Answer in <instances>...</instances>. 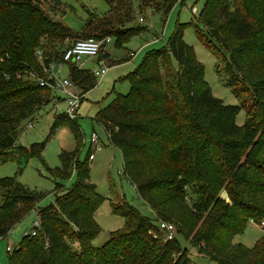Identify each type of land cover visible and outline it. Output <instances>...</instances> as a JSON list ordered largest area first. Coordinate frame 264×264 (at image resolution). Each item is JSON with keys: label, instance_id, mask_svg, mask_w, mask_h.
<instances>
[{"label": "trees", "instance_id": "1", "mask_svg": "<svg viewBox=\"0 0 264 264\" xmlns=\"http://www.w3.org/2000/svg\"><path fill=\"white\" fill-rule=\"evenodd\" d=\"M46 1L0 0V163L17 157L20 170L23 158L40 155L45 148V142L29 148L18 144L23 122L52 102L51 89L41 86L36 77L45 78L50 64L61 59L67 47L64 40L80 39L45 12L41 4ZM105 1L111 10L117 9V3L128 6L122 30H101L98 37L114 34L119 44L122 37L145 29L133 24L145 6L167 16L179 0L137 1L140 10L135 0L128 5ZM201 19L206 33L195 22L177 24L167 47L146 55L128 76L129 92L117 93L96 120L105 127L111 144L122 151L124 174L157 220L174 223L177 235L186 239L202 221L194 246L203 243L205 255L216 264H264V236L252 247L233 243L248 221L263 225L264 128L252 124L248 113L243 125L236 123L240 111L249 110L246 104H226L213 96L204 66L184 39L187 26H195L217 57L226 52V71L249 84L247 92L264 118V77L249 78L251 71L261 74L264 69V0H207ZM91 23L85 22V29ZM173 60L178 62L177 71ZM70 75L85 93L97 85L93 75L95 80L88 81L89 70L71 65ZM232 92L238 95L235 88ZM61 125L71 128L77 147L60 154L57 173L65 178L74 169L78 182L57 196L56 203L39 210L40 229L35 236L25 234L18 247L8 251L9 264H146L155 255L150 249L159 242L150 231L161 232L127 200L115 205L114 211L126 218L131 230L113 232L103 245H93L101 232L94 216L105 197L89 180L90 151L84 161L78 159L83 137L77 120L55 114L50 136ZM223 180L231 186L230 203L219 195ZM61 187L57 183L55 191ZM0 196L1 241L45 194L8 177L0 180ZM209 209L216 215L205 217ZM177 235L167 240L153 264H198L181 250Z\"/></svg>", "mask_w": 264, "mask_h": 264}, {"label": "rangeland", "instance_id": "2", "mask_svg": "<svg viewBox=\"0 0 264 264\" xmlns=\"http://www.w3.org/2000/svg\"><path fill=\"white\" fill-rule=\"evenodd\" d=\"M131 1L133 0H120L119 2L127 4ZM137 1L141 0H135V8L138 7L140 10ZM206 2L207 0H179L167 16L162 12H154L153 8L147 5L144 10L141 9V13H138L133 22L134 25L144 26V30L132 34L130 38L122 37L119 44H116L114 34L108 35L112 37V42L107 46V59L108 65L112 66L103 78L97 79V85L86 93L78 110L77 118V124L81 127L83 137L78 152L80 162L84 161L89 151H91L90 139L92 133L95 131L100 137L99 145H101V149H94L95 159L89 161V180L97 186V191L105 197L104 202L97 209L94 216L101 227V232L92 242L94 246L103 245L109 240L113 232L122 233L131 230L126 218L114 211L115 205H119L125 200L154 224L157 225L159 221L163 220L156 219L153 209L143 198L139 197L137 189L124 174L122 151L111 144L105 127L96 120V116L113 101L117 93L127 94L129 92L130 80L128 76L138 67L148 53L155 49L167 47L177 24L195 22L196 26L206 33L203 25L204 19H201ZM41 6L53 20L70 28L77 38L100 37L101 30H113L114 33H119V30L123 28L122 26H125V24H121L124 23L122 21L125 17L124 9L128 8V6H120L117 3V5L114 4L117 9L111 10L105 0H49L42 2ZM234 7L235 2L232 4V8ZM140 18H143V20L141 21ZM85 22H92L87 29H85ZM184 39L194 48L197 59L204 66L205 80L210 85L213 96L222 99L226 104H239L241 102L246 104L249 110L242 109L236 118V123L243 125L248 113L252 118V124L260 129L264 128V118L260 105L247 92L249 84L243 79H237L235 75L228 73L225 69L228 54L222 51L217 54V57L216 52L203 43L195 26H187ZM63 43L68 46L71 40L67 41L66 39ZM210 44L216 47L214 41ZM131 52H136V55L131 57ZM95 61L96 59L87 60L85 68H96ZM173 64L177 71L178 62L173 60ZM45 73H48L47 70H45ZM55 74L61 78L70 77V68L64 65L61 70L57 69ZM83 75L85 73H82ZM258 77H264V69L261 74L255 73V71L249 73L251 81ZM92 79L95 80L92 75L88 76V81ZM229 81L234 82L232 88L228 86ZM234 88L238 91V95L232 92ZM49 93L52 102L37 112L34 118L23 122L18 137V144L27 148L35 142H45L42 153L28 159L23 158L21 160V170L18 164L20 159L17 157L0 163V180L14 177L26 187L45 194V197L36 204L35 208L0 241V264H9L7 247L11 246L12 249H15L22 241L23 236L32 232L34 222L39 219V210L56 203L57 196L68 189L74 188L78 182V173L74 169L65 178H61L57 173V168L62 164L60 154L63 151L71 152L76 149L77 142L68 125L59 126L54 135L50 136L49 131L55 114L64 113L67 104L64 101L65 94L62 91L51 90ZM30 121L33 124L32 126H30ZM260 160L264 162V145ZM57 183L62 185L59 192L55 191ZM229 188L231 186L225 180L224 186L219 190L220 197L226 203L231 202ZM2 202L0 196V204ZM218 207H222V205ZM210 210L206 212L205 217L210 214L212 216L216 215L212 210L210 213ZM201 223L202 221L197 229ZM197 229L188 239L182 235H177V244L181 246L180 248L184 254H188L198 264H216L205 255L202 248L203 243H200V248L194 246L196 244L194 235ZM177 232L179 231L177 230ZM152 233L154 236L156 235L155 232ZM156 236L159 238L158 245L154 249L149 248L155 255L146 264L155 262L159 252L164 250V244L167 242L164 233ZM263 236V225L248 221L244 232L236 235L233 238V243H243L247 247H252Z\"/></svg>", "mask_w": 264, "mask_h": 264}, {"label": "built area", "instance_id": "3", "mask_svg": "<svg viewBox=\"0 0 264 264\" xmlns=\"http://www.w3.org/2000/svg\"><path fill=\"white\" fill-rule=\"evenodd\" d=\"M140 20L142 21L143 18H140ZM111 42V36H106L104 38L87 37L77 39L65 48L59 61L52 62L50 64V66L46 69L48 73L45 78L36 77L41 86L48 87L51 90H60L65 94L64 101L67 104V109L64 113L68 118L72 120H77L78 110L86 93L84 92L83 88H81L75 81H73L71 76L67 78L57 77L55 71L57 69L61 70L64 65L69 66V68L71 65H75L79 69L89 70L91 75H93L96 79L103 78L108 72L109 68L112 66L108 65V57H105V53L107 52V46ZM37 54L39 58L42 59L41 51H39ZM135 55L136 52H131L130 54L131 57H134ZM89 59H96V68H85V62ZM32 125L33 124L30 123V126ZM99 140V135L94 131L90 139V161L95 159L94 149H101V145H99ZM262 224L264 225V221L262 222ZM40 227L41 221L40 219H38L34 222V229L31 233L28 234L35 236ZM158 229L161 233H164V237L166 240H173L177 235L176 226L170 222L159 221ZM150 232L156 233V231L154 230H151ZM7 250L12 251L13 249L11 246H8Z\"/></svg>", "mask_w": 264, "mask_h": 264}, {"label": "crops", "instance_id": "4", "mask_svg": "<svg viewBox=\"0 0 264 264\" xmlns=\"http://www.w3.org/2000/svg\"><path fill=\"white\" fill-rule=\"evenodd\" d=\"M108 53V52H107ZM131 54V53H130ZM114 58V57H113ZM116 59V58H115ZM117 65V64H116Z\"/></svg>", "mask_w": 264, "mask_h": 264}]
</instances>
